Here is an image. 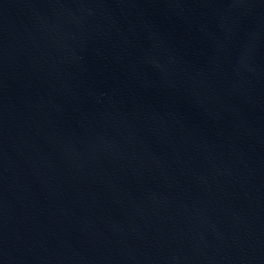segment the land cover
I'll list each match as a JSON object with an SVG mask.
<instances>
[{"label":"water","instance_id":"95a60500","mask_svg":"<svg viewBox=\"0 0 264 264\" xmlns=\"http://www.w3.org/2000/svg\"><path fill=\"white\" fill-rule=\"evenodd\" d=\"M0 264H264V0H0Z\"/></svg>","mask_w":264,"mask_h":264}]
</instances>
